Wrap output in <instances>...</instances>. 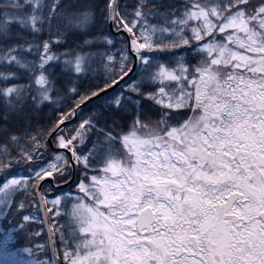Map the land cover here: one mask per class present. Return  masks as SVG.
Masks as SVG:
<instances>
[{
  "label": "snow or ice",
  "instance_id": "obj_1",
  "mask_svg": "<svg viewBox=\"0 0 264 264\" xmlns=\"http://www.w3.org/2000/svg\"><path fill=\"white\" fill-rule=\"evenodd\" d=\"M0 264H264V0H0Z\"/></svg>",
  "mask_w": 264,
  "mask_h": 264
},
{
  "label": "trees",
  "instance_id": "obj_2",
  "mask_svg": "<svg viewBox=\"0 0 264 264\" xmlns=\"http://www.w3.org/2000/svg\"><path fill=\"white\" fill-rule=\"evenodd\" d=\"M35 227H36V228H39V227H40V225H35Z\"/></svg>",
  "mask_w": 264,
  "mask_h": 264
},
{
  "label": "water",
  "instance_id": "obj_3",
  "mask_svg": "<svg viewBox=\"0 0 264 264\" xmlns=\"http://www.w3.org/2000/svg\"><path fill=\"white\" fill-rule=\"evenodd\" d=\"M45 231H46V229H45Z\"/></svg>",
  "mask_w": 264,
  "mask_h": 264
}]
</instances>
